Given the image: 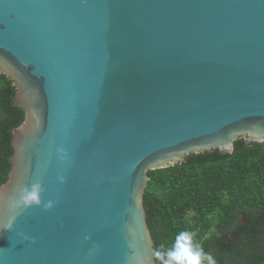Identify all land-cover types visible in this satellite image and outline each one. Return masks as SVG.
<instances>
[{"label": "water", "instance_id": "water-1", "mask_svg": "<svg viewBox=\"0 0 264 264\" xmlns=\"http://www.w3.org/2000/svg\"><path fill=\"white\" fill-rule=\"evenodd\" d=\"M0 75L25 113L0 264H156L148 172L264 144V0H0ZM37 181L54 207L16 214Z\"/></svg>", "mask_w": 264, "mask_h": 264}, {"label": "trees", "instance_id": "trees-1", "mask_svg": "<svg viewBox=\"0 0 264 264\" xmlns=\"http://www.w3.org/2000/svg\"><path fill=\"white\" fill-rule=\"evenodd\" d=\"M15 96L13 82L0 75V187L12 168L13 130L25 120ZM148 176L144 208L155 250L187 230L217 264L264 263V144L239 140L232 154L190 155Z\"/></svg>", "mask_w": 264, "mask_h": 264}, {"label": "clouds", "instance_id": "clouds-1", "mask_svg": "<svg viewBox=\"0 0 264 264\" xmlns=\"http://www.w3.org/2000/svg\"><path fill=\"white\" fill-rule=\"evenodd\" d=\"M60 160L64 161L67 159V153L62 148L57 149ZM60 183L65 182L64 176H58ZM42 183L39 181L31 184L30 187H24L19 190V195L10 201V207L16 212L17 210H23L31 208L33 206H42L45 211L50 210L54 207V202L48 200L44 202L42 200L43 192ZM16 215H13L7 224L0 225V229H12ZM24 239H31L24 233H19ZM85 239H90L85 237ZM153 257L157 264H217L214 256L205 252L203 247L196 242L195 233L192 231H181L175 237L174 244L165 250L156 249L153 252ZM139 260V254L136 257Z\"/></svg>", "mask_w": 264, "mask_h": 264}, {"label": "rangeland", "instance_id": "rangeland-1", "mask_svg": "<svg viewBox=\"0 0 264 264\" xmlns=\"http://www.w3.org/2000/svg\"><path fill=\"white\" fill-rule=\"evenodd\" d=\"M192 214H190L189 216H191Z\"/></svg>", "mask_w": 264, "mask_h": 264}]
</instances>
